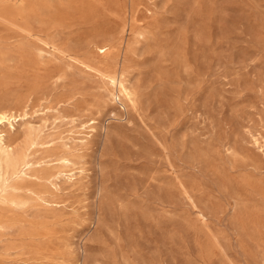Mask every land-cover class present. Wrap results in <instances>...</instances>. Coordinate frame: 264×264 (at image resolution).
<instances>
[{"label":"rangeland","instance_id":"374dc122","mask_svg":"<svg viewBox=\"0 0 264 264\" xmlns=\"http://www.w3.org/2000/svg\"><path fill=\"white\" fill-rule=\"evenodd\" d=\"M0 109V264H264V0H0Z\"/></svg>","mask_w":264,"mask_h":264},{"label":"bare ground","instance_id":"6f19581e","mask_svg":"<svg viewBox=\"0 0 264 264\" xmlns=\"http://www.w3.org/2000/svg\"><path fill=\"white\" fill-rule=\"evenodd\" d=\"M109 80L113 85L116 86L119 93L123 97H125L129 101H132V96H133L132 89L129 86H127V84L122 79L117 78L114 75V76H110ZM12 118L13 115H11L8 111L0 109V173H5L12 169L17 170L21 166L28 165V163L22 162L13 156L14 150L6 142L4 127H6L7 123L13 125V122L11 120Z\"/></svg>","mask_w":264,"mask_h":264}]
</instances>
